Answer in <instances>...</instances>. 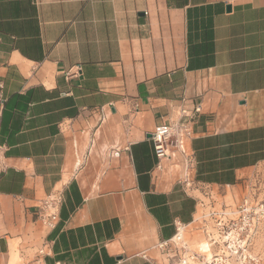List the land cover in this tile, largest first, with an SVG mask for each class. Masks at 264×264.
<instances>
[{
    "label": "crops",
    "instance_id": "0c3cea01",
    "mask_svg": "<svg viewBox=\"0 0 264 264\" xmlns=\"http://www.w3.org/2000/svg\"><path fill=\"white\" fill-rule=\"evenodd\" d=\"M198 106L190 180L240 186L264 165V0H0V264L164 261L204 212L151 134Z\"/></svg>",
    "mask_w": 264,
    "mask_h": 264
},
{
    "label": "built area",
    "instance_id": "2783aa9c",
    "mask_svg": "<svg viewBox=\"0 0 264 264\" xmlns=\"http://www.w3.org/2000/svg\"><path fill=\"white\" fill-rule=\"evenodd\" d=\"M78 70H81L80 66ZM71 74L70 70L67 71L68 76ZM200 111L199 106L192 111L183 109L179 120L158 124L151 134L159 160L174 159V163L182 167L183 178L189 187L194 186V181L190 180L194 156L188 149V143L193 137L194 117ZM115 154L119 155V151ZM208 214L218 216L217 235L211 237L210 243L215 245L213 251L210 248H191L187 238V234L192 231L191 226L178 222L175 234L155 245L164 254V261L157 262L146 252L141 254L142 258L151 264H239L237 258L244 250L247 239L264 224V203H255L251 196H246L234 209L215 210ZM205 216L207 214L203 215ZM58 218L59 203L56 199H51L45 203L43 222L51 228L57 224ZM31 264L43 262L37 256Z\"/></svg>",
    "mask_w": 264,
    "mask_h": 264
},
{
    "label": "rangeland",
    "instance_id": "374dc122",
    "mask_svg": "<svg viewBox=\"0 0 264 264\" xmlns=\"http://www.w3.org/2000/svg\"><path fill=\"white\" fill-rule=\"evenodd\" d=\"M190 188L199 196L200 212L207 216L190 227L192 231L187 234V238L191 248L195 250L210 248L213 251L215 245L210 243L211 237L217 235L218 216L208 213L226 208L234 209L246 196H251L255 203H264V165L255 168L246 182L240 186L198 188L190 185ZM206 243L209 244L208 248L204 247ZM239 256L237 258L239 264H264V224L247 239Z\"/></svg>",
    "mask_w": 264,
    "mask_h": 264
},
{
    "label": "bare ground",
    "instance_id": "6f19581e",
    "mask_svg": "<svg viewBox=\"0 0 264 264\" xmlns=\"http://www.w3.org/2000/svg\"><path fill=\"white\" fill-rule=\"evenodd\" d=\"M205 247H206V248H208V247H209L207 243L205 244Z\"/></svg>",
    "mask_w": 264,
    "mask_h": 264
}]
</instances>
